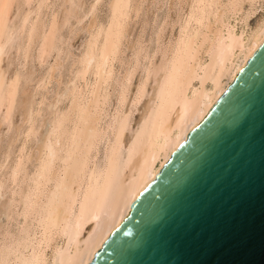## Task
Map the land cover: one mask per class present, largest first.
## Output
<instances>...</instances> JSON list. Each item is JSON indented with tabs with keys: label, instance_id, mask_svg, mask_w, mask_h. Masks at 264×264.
I'll return each mask as SVG.
<instances>
[{
	"label": "bare ground",
	"instance_id": "obj_1",
	"mask_svg": "<svg viewBox=\"0 0 264 264\" xmlns=\"http://www.w3.org/2000/svg\"><path fill=\"white\" fill-rule=\"evenodd\" d=\"M263 2L0 0V264H88L264 41Z\"/></svg>",
	"mask_w": 264,
	"mask_h": 264
},
{
	"label": "water",
	"instance_id": "obj_2",
	"mask_svg": "<svg viewBox=\"0 0 264 264\" xmlns=\"http://www.w3.org/2000/svg\"><path fill=\"white\" fill-rule=\"evenodd\" d=\"M88 264H264V41Z\"/></svg>",
	"mask_w": 264,
	"mask_h": 264
},
{
	"label": "rangeland",
	"instance_id": "obj_3",
	"mask_svg": "<svg viewBox=\"0 0 264 264\" xmlns=\"http://www.w3.org/2000/svg\"><path fill=\"white\" fill-rule=\"evenodd\" d=\"M260 9V10H259ZM260 15H264V2L262 3V6L259 7L257 9V12L252 15V17L249 19V23L250 25L253 24L255 22V20L260 16ZM256 16V17H255ZM236 24V30L238 31V29H240L242 27V25L240 23H238V21L235 22ZM240 24V25H239ZM240 26V27H239ZM82 38H83V33L81 32L80 34L78 33V36L74 37L72 39V46L74 49L78 48L81 44V41H82ZM73 42H74V45H73ZM17 111V112H16ZM138 116V112L135 114V118ZM19 118V112H18V109H15L12 113V118H11V121L16 123V120Z\"/></svg>",
	"mask_w": 264,
	"mask_h": 264
},
{
	"label": "snow or ice",
	"instance_id": "obj_4",
	"mask_svg": "<svg viewBox=\"0 0 264 264\" xmlns=\"http://www.w3.org/2000/svg\"><path fill=\"white\" fill-rule=\"evenodd\" d=\"M4 7H7V8H10L11 7V4H5ZM0 15H2V13H0Z\"/></svg>",
	"mask_w": 264,
	"mask_h": 264
}]
</instances>
